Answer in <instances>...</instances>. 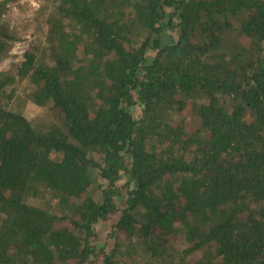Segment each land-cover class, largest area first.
I'll return each mask as SVG.
<instances>
[{"label":"trees","instance_id":"1","mask_svg":"<svg viewBox=\"0 0 264 264\" xmlns=\"http://www.w3.org/2000/svg\"><path fill=\"white\" fill-rule=\"evenodd\" d=\"M38 1L0 0V62L42 32L0 70V264H264V0Z\"/></svg>","mask_w":264,"mask_h":264},{"label":"rangeland","instance_id":"2","mask_svg":"<svg viewBox=\"0 0 264 264\" xmlns=\"http://www.w3.org/2000/svg\"><path fill=\"white\" fill-rule=\"evenodd\" d=\"M36 5L39 6V1L35 0ZM38 7H34L31 0H23L19 4L11 3L8 5V10L5 14V18L11 26H22L25 22H30V18L35 13V10ZM176 19H174L173 24L176 23ZM162 44H167L176 41L177 39V27L173 25L172 27H166L162 32ZM42 39V32L35 27L34 23H29L26 28V32L23 35V38L17 41L9 52V56L0 62V70H5L9 68L13 63L18 62L25 50H27L32 42H40ZM242 43H246L242 41ZM154 51H149L147 54L148 60H150L155 54ZM132 112L135 117L139 115V109L137 107H132ZM28 116L32 121L36 123L39 122L40 119L46 118L45 111L41 108L32 106L27 110ZM190 112L188 111L187 114ZM189 120V117H188ZM189 127L195 128L197 125L196 120L191 118L189 120ZM120 189L121 195H125V186L123 182L117 184ZM101 196V192L96 191L95 197L99 198ZM119 195V199L117 200V205L121 208L123 205V198ZM118 216L112 217L109 220L98 223L95 226L96 229V237L91 239V243L95 245L97 248H106L109 249L113 245V238L111 236V228L112 225L116 222ZM173 245L176 248L184 247V243L182 240L174 241ZM141 255V254H140ZM196 257V256H195ZM137 262L143 263L145 262V258L143 256H138L136 258ZM92 264H101L100 257L92 258Z\"/></svg>","mask_w":264,"mask_h":264},{"label":"clouds","instance_id":"3","mask_svg":"<svg viewBox=\"0 0 264 264\" xmlns=\"http://www.w3.org/2000/svg\"><path fill=\"white\" fill-rule=\"evenodd\" d=\"M21 2H23V0H21ZM31 2H32V4H33L34 7H38V5H36L35 0H31Z\"/></svg>","mask_w":264,"mask_h":264}]
</instances>
